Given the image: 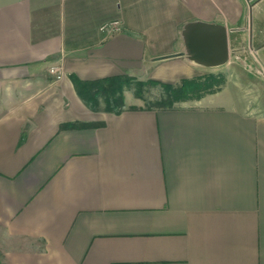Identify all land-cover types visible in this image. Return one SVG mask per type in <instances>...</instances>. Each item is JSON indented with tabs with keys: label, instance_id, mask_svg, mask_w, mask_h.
<instances>
[{
	"label": "crops",
	"instance_id": "crops-1",
	"mask_svg": "<svg viewBox=\"0 0 264 264\" xmlns=\"http://www.w3.org/2000/svg\"><path fill=\"white\" fill-rule=\"evenodd\" d=\"M197 23L226 62L191 57ZM244 53L167 108L94 110L71 78L178 83ZM262 92L264 0H0V264H264Z\"/></svg>",
	"mask_w": 264,
	"mask_h": 264
},
{
	"label": "trees",
	"instance_id": "trees-1",
	"mask_svg": "<svg viewBox=\"0 0 264 264\" xmlns=\"http://www.w3.org/2000/svg\"><path fill=\"white\" fill-rule=\"evenodd\" d=\"M71 78L76 85L78 93L94 110L101 107L100 98H103V108L105 110L120 112L124 108V85L127 84L129 88H133V81L131 77H128L127 75H114L94 80H80L74 74H71ZM142 82L137 81L136 87L133 88V92L136 96L144 100V105L147 108H167L171 107L176 101L197 99L208 93L203 87L204 82L201 77L183 78L178 83H167L148 79L146 84L150 90L147 91L143 89ZM153 86L158 87L159 93L156 95L158 97L152 101L151 88ZM196 87L200 88L201 92L199 91L197 94L193 95L191 90ZM148 91L150 94L147 95ZM91 126L93 125L85 122L69 121L62 123L60 129H79ZM22 139H24V135Z\"/></svg>",
	"mask_w": 264,
	"mask_h": 264
},
{
	"label": "water",
	"instance_id": "water-1",
	"mask_svg": "<svg viewBox=\"0 0 264 264\" xmlns=\"http://www.w3.org/2000/svg\"><path fill=\"white\" fill-rule=\"evenodd\" d=\"M191 57L209 66L228 60L227 32L221 24L197 23L186 31Z\"/></svg>",
	"mask_w": 264,
	"mask_h": 264
},
{
	"label": "rangeland",
	"instance_id": "rangeland-1",
	"mask_svg": "<svg viewBox=\"0 0 264 264\" xmlns=\"http://www.w3.org/2000/svg\"><path fill=\"white\" fill-rule=\"evenodd\" d=\"M245 53L243 54V57L238 58V59H234L235 63H232L231 65H229V67H227L226 69L223 70H218L216 69L215 72H211V73H206L200 76H195L192 78H197V77H201V79H203V87L206 89V91H208V93L212 92V91H216L219 88H221L225 83L228 77H233L234 73L236 70H240V71H245L247 68V65L245 63H248L249 59L247 60V58H245ZM212 74V75H211ZM128 76V75H127ZM131 77L132 79V85L133 88L136 87L137 81L138 82H142L143 80H139L137 77L135 76H128ZM148 80V79H147ZM147 80H144L141 84H143V89L145 91L150 90V88H148ZM248 80H251V78H248ZM133 88H129L126 85H124V89H123V96H124V106L126 105L125 103V98H128V102H139L141 104H145L144 100L141 99L140 97L136 96L133 92ZM151 93H152V101L155 100L158 96L157 93H159V89L158 87L153 86L151 88ZM201 89L200 88H193L191 90V93L193 95L197 94ZM201 92V91H200ZM150 94L149 91L147 93V95ZM1 95V94H0ZM3 95V94H2ZM261 100L264 101V92H262L261 94ZM188 100H193V99H186V100H182V101H176L173 103L172 106L176 105V104H180L184 101H188ZM100 104H104V100L103 98H100ZM157 106V105H155ZM171 106V107H172Z\"/></svg>",
	"mask_w": 264,
	"mask_h": 264
},
{
	"label": "built area",
	"instance_id": "built-area-1",
	"mask_svg": "<svg viewBox=\"0 0 264 264\" xmlns=\"http://www.w3.org/2000/svg\"><path fill=\"white\" fill-rule=\"evenodd\" d=\"M50 72L52 74H55L58 79L62 77V75L59 73V71L54 66L50 68Z\"/></svg>",
	"mask_w": 264,
	"mask_h": 264
}]
</instances>
